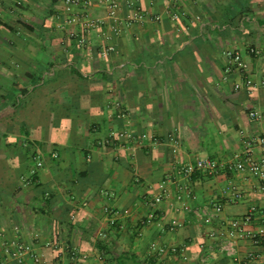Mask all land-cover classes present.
I'll use <instances>...</instances> for the list:
<instances>
[{
    "label": "crops",
    "instance_id": "obj_1",
    "mask_svg": "<svg viewBox=\"0 0 264 264\" xmlns=\"http://www.w3.org/2000/svg\"><path fill=\"white\" fill-rule=\"evenodd\" d=\"M20 1L0 0V264H160L153 242L169 249V264H264V244L236 234L229 255L220 236L252 205L253 226L263 227V181L179 172L198 158L230 159L249 141L261 156L253 139L264 123L249 112L264 111V55L248 49H264V0H120L119 35L108 0H82L72 13L65 0ZM129 1L161 21L130 23ZM173 2L178 20L167 12ZM84 11L102 24L88 32L68 22ZM228 49L245 54L249 91L235 90ZM123 131L135 137L104 145ZM215 205L222 212L206 222L203 208ZM17 242L41 262L9 255L5 245Z\"/></svg>",
    "mask_w": 264,
    "mask_h": 264
},
{
    "label": "built area",
    "instance_id": "obj_2",
    "mask_svg": "<svg viewBox=\"0 0 264 264\" xmlns=\"http://www.w3.org/2000/svg\"><path fill=\"white\" fill-rule=\"evenodd\" d=\"M17 4H20V0H14ZM67 3L68 11H72V7L76 5H82L84 2L82 0H65ZM108 12L109 17L116 20L113 25H111V31L115 35L121 33V29L117 24L119 19L118 10L121 6L120 0H108ZM128 4L133 8V13L128 18L129 22L132 23L134 20H149V21H161L160 15H150L143 11L141 6L135 1H129ZM176 3H171L167 7V12L171 15L172 19L178 20L180 18V13L176 11ZM4 9L0 8V18L4 16ZM72 13V12H71ZM181 14L185 12L181 11ZM72 15V14H71ZM69 23H82L85 26V29L89 32L92 29L98 27L102 24L100 19L93 18L89 12L84 11L81 14L73 13V15L68 19ZM72 36L78 39V42L81 45L86 44V39L83 34L79 32H73ZM115 50L113 44H109L102 50V56H108L112 51ZM249 54L251 55H264L263 48L249 47ZM227 56V65L226 72L237 73L239 76V81L234 84L235 90H241L242 88L247 89L248 91L254 86L255 82L252 78L249 70V63L245 57V54L239 49H228L225 52ZM249 118L251 121L264 123V111L252 110L249 112ZM124 137L127 139H133L134 133L130 131H123L121 133L112 134L111 137ZM141 141L148 139V134L143 133L138 137ZM169 141L173 145V150L176 153L179 149L180 139L175 132H171L168 135ZM253 141L259 146L261 151V156L257 158L253 152L250 150L249 141L246 145V149L234 153L230 159L220 158V157H204L198 158L195 162L180 163L179 172L184 176H192L196 173H204L207 175H214L221 171L233 170L241 172L245 176L252 175L253 177L258 178L260 181H263L262 190H264V132L258 135L253 139ZM107 142H110V139H107ZM42 163H39L41 165ZM181 192L183 194L190 195V190L187 185L180 186ZM162 196L158 195L155 197L153 204L161 202ZM222 205H215L212 209L208 206L203 208L204 220L206 222L213 221L219 214L222 212ZM258 207L252 205L249 209V212L244 216L235 218L231 220L228 228H225L220 231V236L224 239L223 249L228 252L229 255H235L236 249L234 245V236L239 234L243 237H247L253 241L255 245L264 244V225L263 227L256 228L253 226L255 213H257ZM119 214V211L115 210L112 213L113 217H116ZM115 222L113 219L112 223ZM152 218H147L142 221V224L152 223ZM16 229H19L18 227ZM171 229H175L172 227ZM151 249L156 254L157 259H159L160 264H169L171 252L166 246L160 245L157 242H153ZM5 251L16 258L18 261L23 262L26 257L32 259L35 262H41V255H39L30 244L27 243H13L6 244ZM74 256H77L81 259H86L88 254L74 252ZM207 258L203 257L202 262H206ZM2 264V263H1Z\"/></svg>",
    "mask_w": 264,
    "mask_h": 264
},
{
    "label": "trees",
    "instance_id": "obj_3",
    "mask_svg": "<svg viewBox=\"0 0 264 264\" xmlns=\"http://www.w3.org/2000/svg\"><path fill=\"white\" fill-rule=\"evenodd\" d=\"M102 74H103V76H105V77L108 76V73H107V72H103ZM126 76H127V75H126ZM116 138H117L116 136H115V137H112L110 142H107V140H104L103 143H104V145H109L111 142H113V143H115V144H118L117 141H116V140H117ZM103 247H105V245H104ZM58 252H59V249H54V250H53V253H54V257H55V259L59 257V253H58ZM154 261H155V260H154Z\"/></svg>",
    "mask_w": 264,
    "mask_h": 264
}]
</instances>
